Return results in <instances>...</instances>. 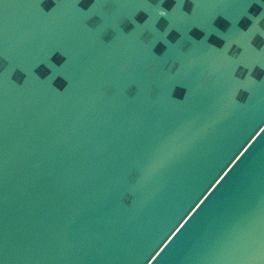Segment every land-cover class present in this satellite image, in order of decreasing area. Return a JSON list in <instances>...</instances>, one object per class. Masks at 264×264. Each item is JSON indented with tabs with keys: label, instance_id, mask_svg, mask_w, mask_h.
Returning <instances> with one entry per match:
<instances>
[{
	"label": "water",
	"instance_id": "water-1",
	"mask_svg": "<svg viewBox=\"0 0 264 264\" xmlns=\"http://www.w3.org/2000/svg\"><path fill=\"white\" fill-rule=\"evenodd\" d=\"M256 4H171L155 51L160 0H0V264H264V70L220 50L264 57Z\"/></svg>",
	"mask_w": 264,
	"mask_h": 264
},
{
	"label": "snow or ice",
	"instance_id": "snow-or-ice-1",
	"mask_svg": "<svg viewBox=\"0 0 264 264\" xmlns=\"http://www.w3.org/2000/svg\"><path fill=\"white\" fill-rule=\"evenodd\" d=\"M91 2V0H80V3L85 7L86 12H87V19L88 22L90 24L93 25H98L101 28H104V22L102 21L100 15H98V13L96 12L95 8L92 9H88L87 5ZM108 0H95L96 4H104L107 3ZM160 4L162 7L165 8V11L160 13L159 18L156 19L155 23L153 24V31L154 33H158L159 36L155 37L154 36V40H155V46H154V50L155 51H160V49L163 47V41L164 40H168V41H173L172 39L169 38V32H161L157 25L158 22L160 20L161 16H166V10L167 7L170 6L171 4H175L177 10L182 9L185 5L188 4V0H179V2H177V0H160ZM248 4L250 7H256V0H248ZM135 21L137 24L143 26V21H138L137 20V15L135 17ZM131 22L128 20H125L121 23V25H119V27H121L124 30H127L128 27H130ZM206 30L208 33H212L216 31V26L212 23L208 24L206 26ZM110 35L109 32H105V37L107 38ZM239 42L242 45L247 46L249 37L247 34L245 33H241L238 36ZM231 43L232 40L229 39L225 45V47L221 50V54L223 55V57L225 58V60L228 62V64L231 66V68L233 69V82L235 83L236 87L235 90L237 92V95H240V92L242 89H248V85H249V81L252 78L251 76H249L248 78H240V76L238 75L239 72L244 71L245 69L251 73L254 70H258V71H262L264 70V57H257L255 55V50L253 48H246L247 50V55L245 56H232L229 55L227 52V48L231 47ZM258 43L261 46H264V34H262L259 38H258ZM259 66V67H258ZM31 73L34 74H40L41 69L39 67L33 68L29 70ZM47 72L50 76H52L53 79V83H57L61 78L59 76V74L56 71L55 65L49 67L47 69ZM18 73H21V69L19 67H12L9 66L7 68L4 67H0V75H6L9 74L12 76V78H15L16 75ZM179 93V88H176L173 90V95H177Z\"/></svg>",
	"mask_w": 264,
	"mask_h": 264
}]
</instances>
